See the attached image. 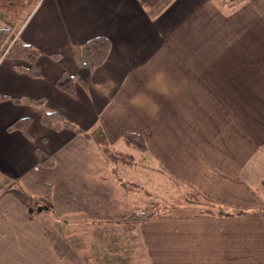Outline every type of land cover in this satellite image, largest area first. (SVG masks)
<instances>
[{"label": "crops", "instance_id": "1", "mask_svg": "<svg viewBox=\"0 0 264 264\" xmlns=\"http://www.w3.org/2000/svg\"><path fill=\"white\" fill-rule=\"evenodd\" d=\"M16 36L41 76L0 59V264H264V0H166L154 15L137 0H40ZM97 36L107 57L70 96L56 80ZM42 108L80 132L42 125ZM24 117L27 135L7 129ZM46 184L53 211L29 219ZM141 191L164 214L127 223Z\"/></svg>", "mask_w": 264, "mask_h": 264}, {"label": "trees", "instance_id": "2", "mask_svg": "<svg viewBox=\"0 0 264 264\" xmlns=\"http://www.w3.org/2000/svg\"><path fill=\"white\" fill-rule=\"evenodd\" d=\"M143 7L149 10L151 15H154L155 12H158L160 6L166 0H137ZM40 0H0V19H5V28L0 29V59L6 58L9 60H17L27 63L26 72L33 77L41 76V71L37 65V60L40 56V52L33 48L29 44H25L21 42L16 34L18 31V27L20 23L25 19L26 15H24L23 19L18 22V18L23 16V13L28 5H31L33 8L35 3H39ZM36 7V6H35ZM34 7V8H35ZM33 8V9H34ZM6 15H9L6 16ZM16 31V34H15ZM110 49V44L108 39L97 36L87 40L82 45H73L72 53L75 59L76 68L73 73H68L63 71L56 80V86L61 91L67 93L70 96L75 94V84H79L82 87H87L93 70L98 67L107 57V54ZM55 58H58L59 55H51ZM18 66V65H16ZM20 68V67H18ZM8 99V97L0 94V101ZM13 101H16L15 98H12ZM36 105H43V99H37L34 101ZM41 124L47 127H51L53 125H60L66 129H69L73 132L79 133L80 128L77 127L70 119L61 114L58 111L51 109H41L40 114ZM31 119L29 117L19 118L10 123L7 126L9 131L18 130L23 134L27 135V127ZM96 131L87 135L93 139H96L98 135L95 134ZM123 140L129 146L143 149L144 143L141 135L137 133H124L122 135ZM100 138V137H97ZM99 143L100 140L96 139ZM36 155L39 161L40 166L45 168H50L54 166L53 159L47 155L43 150L36 149ZM129 155H123L121 158L125 160V162L131 163V158ZM45 193L41 198V201L46 204H50L51 201V187L46 184ZM41 202L38 199H33L30 202L28 217L29 219L34 218L41 212V208H37V205ZM159 204L157 202H150L148 205L137 206L135 210L129 214L124 221L128 222H141L148 220L150 218L156 217L159 214ZM223 214V210L219 208V211Z\"/></svg>", "mask_w": 264, "mask_h": 264}, {"label": "rangeland", "instance_id": "3", "mask_svg": "<svg viewBox=\"0 0 264 264\" xmlns=\"http://www.w3.org/2000/svg\"><path fill=\"white\" fill-rule=\"evenodd\" d=\"M37 5V3H35V6ZM29 6V8H27L26 10H25V12L23 13V16H20V18H18L17 20H18V22H20V20L21 19H23V17H24V15L25 14H27L26 16H28L30 13H31V11L33 10V8L35 7H31V5H28ZM6 16H8L9 17V15H6ZM0 21L4 24V22H5V19H0ZM4 21V22H3ZM6 23V22H5ZM5 25V24H4ZM15 34H16V31H15ZM13 62H15V64H21V63H23V64H26L27 65V63H24V62H22V61H17V60H15V61H13ZM143 140V139H142ZM113 149H114V155H115V157L117 158V156H119V154L122 152V147H120L119 146V144L117 143L116 145H114L113 146ZM125 155V154H124ZM123 155H120L119 156V158H121ZM122 159V158H121ZM141 171H143V170H141ZM121 172V171H120ZM122 173V176L124 175L125 176V179L126 180H130L131 178H139L140 179V181L142 182H147L146 180H147V176H146V173H145V176H144V174H141V175H138V173L136 172L135 173V171H134V173L130 170V169H127V170H125V169H123V171L121 172ZM123 178V177H122ZM124 179V178H123ZM124 179V180H125ZM128 183V182H127ZM44 193H45V189H44V191H43V194L42 195H44ZM109 194H111V193H109ZM117 194V193H116ZM122 194V193H121ZM140 195H141V200H142V203H140V205H141V207L143 206V205H148L149 203L147 202V196H146V193L145 192H140ZM114 196V195H113ZM122 199V198H121ZM143 200H144V202H143ZM158 203V202H157ZM116 203L114 202V199H112V198H109V211L111 210H113V211H115V212H118V208H117V206L115 205ZM159 204V203H158ZM53 205L51 204V201H50V204H46V203H43L42 204V208H41V212L38 214V215H40V214H43V215H48V214H50L49 213V211H53ZM114 206V207H113ZM124 207V209L125 210H130V208H131V206H129V207H126L125 205L123 206ZM211 208H212V206L210 205V204H206V206L204 207V206H202V207H200L199 208V210H200V212H207V211H210L211 210ZM158 210L159 211H161V208H158ZM158 211V212H159ZM160 213H163L164 214V210H162V212H159V214ZM131 214V213H130ZM110 216H111V214H109ZM127 217V216H126ZM125 217V218H126ZM146 221V220H145ZM145 221H141L140 223H144ZM127 223H128V221H126ZM46 223V222H45ZM130 223H135V222H130ZM47 224V223H46ZM142 225H144V224H141V226ZM74 231H76V230H74ZM71 239V238H70ZM143 255L141 254L140 255V257H142ZM145 262V261H144Z\"/></svg>", "mask_w": 264, "mask_h": 264}]
</instances>
